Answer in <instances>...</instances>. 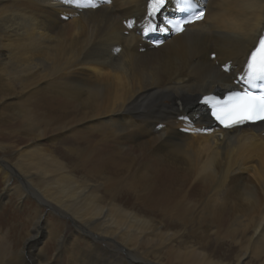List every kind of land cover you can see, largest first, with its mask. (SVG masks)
<instances>
[{
    "label": "bare ground",
    "instance_id": "1",
    "mask_svg": "<svg viewBox=\"0 0 264 264\" xmlns=\"http://www.w3.org/2000/svg\"><path fill=\"white\" fill-rule=\"evenodd\" d=\"M146 1L0 0V132L22 137L0 141V204L24 206L7 264H45L47 240L67 264H264V122L222 130L197 104L234 86L264 0L143 37Z\"/></svg>",
    "mask_w": 264,
    "mask_h": 264
},
{
    "label": "snow or ice",
    "instance_id": "2",
    "mask_svg": "<svg viewBox=\"0 0 264 264\" xmlns=\"http://www.w3.org/2000/svg\"><path fill=\"white\" fill-rule=\"evenodd\" d=\"M107 2L111 3V0ZM165 3L166 0H149L148 16L155 17ZM91 6L96 7L97 5L93 3ZM176 7L178 11L187 13L188 18L168 20L165 26L159 29L150 22V27L146 31L167 32L174 29L176 32H183L185 24L204 17L199 0H177ZM128 26L132 27V23L129 22ZM227 70L225 68V71ZM240 81L246 87L242 90L231 91L223 101L216 100L212 103L210 98H205L211 104V115L225 128L264 121V36L259 38L258 44L250 52Z\"/></svg>",
    "mask_w": 264,
    "mask_h": 264
},
{
    "label": "rangeland",
    "instance_id": "3",
    "mask_svg": "<svg viewBox=\"0 0 264 264\" xmlns=\"http://www.w3.org/2000/svg\"><path fill=\"white\" fill-rule=\"evenodd\" d=\"M21 138H22L21 136H17V137L13 136V137L9 138L7 136H4V134L0 132V141H2L4 139L3 140L4 142H8V143L15 142L17 144L18 143L20 144L21 143V140H20ZM44 138L41 140V143L44 146H50V145L53 144L52 143L53 141H51V140L48 141V140H46ZM12 154L13 153H8V154L0 153V157H5L7 159L12 160V158H13ZM5 169H6V172H7L8 171L7 170L8 169L7 166H5ZM14 180H15V177L11 176V178L9 180V184H12ZM2 186H4V185L2 184V181L0 180V188ZM13 200H14V198L10 197L8 200H6L2 204H0V264H7L8 256L11 257L12 253H14L17 250V247L19 246V243H21V240H18L14 236L12 238H9L8 240L5 239V235L8 232V228H7L9 226L8 224L11 222L10 219H6V217L10 216L11 214H14V213H7V210H5V208L10 210L11 212H15L14 215H16V216H19L21 214V212L24 211V206L22 204L17 205L16 203L13 202ZM46 212H47V210L45 209L43 211V215H45ZM51 232H52V228L50 230V233ZM13 240L15 242H17L18 244H16ZM53 245H54V243L51 242V241H48V240L43 245L45 254H47L46 259H45V264H67V259H66L65 256L58 257L57 255H55V252H53V249H52ZM113 247L116 248V245L113 246ZM231 249L233 250V248L231 246H228L227 244H224L222 246V250L221 251L223 253H225V254L226 253L230 254L231 253ZM124 257L126 259L128 258L127 255H125V254H124ZM247 260L248 261H247L246 264H256V263H254V260H252V259H247ZM21 262L23 264H28L27 259H24V261L22 260Z\"/></svg>",
    "mask_w": 264,
    "mask_h": 264
}]
</instances>
